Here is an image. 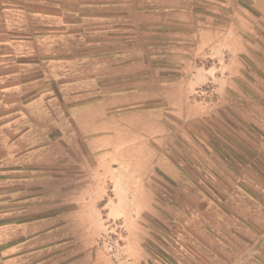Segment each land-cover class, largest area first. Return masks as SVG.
Here are the masks:
<instances>
[{
	"label": "crops",
	"instance_id": "obj_1",
	"mask_svg": "<svg viewBox=\"0 0 264 264\" xmlns=\"http://www.w3.org/2000/svg\"><path fill=\"white\" fill-rule=\"evenodd\" d=\"M207 86L213 102L188 99ZM65 96L78 98L71 127ZM162 100L175 119L208 120L223 146L224 128L237 146L250 137L240 130L256 125L264 161V0H0V264H143L145 214L161 218L159 209L173 215L177 206L153 191L194 183L153 150L144 154L142 121L121 123L113 112ZM152 124L163 137L149 142L169 144L171 127ZM68 165L77 178H64ZM231 192L229 216L255 226L249 209L260 201ZM108 222L125 228L113 256L93 248ZM209 232L198 234L210 242ZM85 234L94 240L84 243Z\"/></svg>",
	"mask_w": 264,
	"mask_h": 264
},
{
	"label": "rangeland",
	"instance_id": "obj_2",
	"mask_svg": "<svg viewBox=\"0 0 264 264\" xmlns=\"http://www.w3.org/2000/svg\"><path fill=\"white\" fill-rule=\"evenodd\" d=\"M130 77L133 79L129 80L128 86L134 87L135 78L129 75ZM64 83L65 93L72 90L71 82ZM75 98L65 96L63 99L64 120L68 122L69 127L72 123L71 105L75 102L74 100L78 99ZM188 99L193 103L201 101L211 103L214 101V96L207 86L196 90ZM51 101L53 103H50ZM55 102V99L49 98L50 105L54 106ZM153 105L151 101L129 103L113 112V120L119 119L121 123L129 124L142 121L144 129L141 131L145 138L144 154L152 155L151 150H153L165 161L177 165L193 181L194 186L192 185L190 189L181 183L174 187L172 182L171 187L166 182L167 186L173 190L155 189L153 191L152 196L160 204H163V201L175 200L177 206L173 215L167 214L166 209H159V213L162 212L161 218L145 214V221L148 225L145 228L143 243L147 249L148 257L143 264H264V193H261L259 188L264 187V161L260 153V139L263 135L261 128L255 125L248 134V127H244L240 132L250 136L246 137L249 140L246 138L236 139L240 143L237 146L229 143L232 131L229 128H224L223 135L225 139L228 138L226 139L228 141H225L227 145L223 146L219 141L222 134L210 130L206 125L208 120L185 123L180 119H175L167 111L166 101L159 102L157 110H151ZM137 109L143 110L141 119L131 115V112ZM225 115L230 118V114L226 113ZM152 122H158L159 125L166 128L167 126L171 127L174 138L169 144L164 142L161 145H156L149 142L163 137L162 134L156 137L157 130ZM130 130L126 134L129 137L133 134L130 133ZM70 131L71 129H65V143L67 142L65 149L69 156L72 151L70 144L72 133ZM135 131L134 129L133 132ZM147 137H150L149 140L146 139ZM133 147L135 146L129 145V151ZM79 173L80 170L68 165L65 167L64 174L67 176L64 178L68 180L72 177L77 178L78 176L75 174ZM151 184H155V182H151ZM195 186L197 189L203 190L215 203H218L217 208L212 204L208 206L206 202L200 204V193L196 191L197 189L195 190ZM230 191L235 198H242L236 192L240 194L243 192V194L247 193L260 201L254 209H249L256 213L255 226L229 216V213H233L232 201L227 198ZM65 196L71 198L72 194L65 193ZM183 200L186 202L184 203ZM171 217L173 218L169 225ZM246 229L252 231L250 236L244 235ZM198 231L209 232L212 240L210 239L209 242L201 238ZM124 234L125 228L122 224L108 222L95 238L93 248L102 251L106 256H113L121 248ZM82 237L84 243L94 240L89 238L88 234L82 235ZM109 245L114 246L112 251L108 249Z\"/></svg>",
	"mask_w": 264,
	"mask_h": 264
},
{
	"label": "built area",
	"instance_id": "obj_3",
	"mask_svg": "<svg viewBox=\"0 0 264 264\" xmlns=\"http://www.w3.org/2000/svg\"><path fill=\"white\" fill-rule=\"evenodd\" d=\"M108 249H109L110 251H112V250L114 249V246H113V245H109V246H108Z\"/></svg>",
	"mask_w": 264,
	"mask_h": 264
}]
</instances>
